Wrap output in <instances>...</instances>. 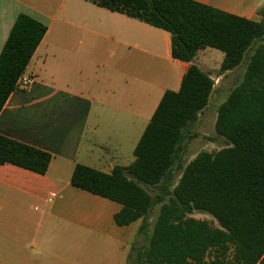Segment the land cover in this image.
<instances>
[{
    "label": "crops",
    "instance_id": "crops-1",
    "mask_svg": "<svg viewBox=\"0 0 264 264\" xmlns=\"http://www.w3.org/2000/svg\"><path fill=\"white\" fill-rule=\"evenodd\" d=\"M193 1L253 21L264 10V0ZM21 13L47 33L23 73L32 83L17 87L0 112V135L52 159L45 174L0 165V264H85L86 245L120 252L88 264H128L142 220L118 226L122 205L71 178L78 164L111 174L134 163L162 98L181 89L192 63L173 57L169 32L92 0H0V54ZM206 49L195 62L215 80L211 103L232 71L215 77Z\"/></svg>",
    "mask_w": 264,
    "mask_h": 264
},
{
    "label": "trees",
    "instance_id": "trees-1",
    "mask_svg": "<svg viewBox=\"0 0 264 264\" xmlns=\"http://www.w3.org/2000/svg\"><path fill=\"white\" fill-rule=\"evenodd\" d=\"M171 34L172 55L190 62L181 89L162 98L129 167L111 174L76 165L71 184L122 205L118 226L142 220L148 244L135 264H264V10L253 21L193 0H92ZM47 33V26L21 13L0 54V112ZM205 48L224 53L221 75L248 59L242 80L217 111L216 133L227 146L179 163L187 132L209 105L215 80L195 62ZM47 152L0 135V165L45 174ZM180 172V175H179ZM147 187H157L154 197ZM206 212L214 227L192 217ZM214 258L209 259V252Z\"/></svg>",
    "mask_w": 264,
    "mask_h": 264
},
{
    "label": "rangeland",
    "instance_id": "rangeland-1",
    "mask_svg": "<svg viewBox=\"0 0 264 264\" xmlns=\"http://www.w3.org/2000/svg\"><path fill=\"white\" fill-rule=\"evenodd\" d=\"M250 55L251 52L248 54L247 59L242 63L240 67L234 69L224 78L223 81H221L220 91H218L217 97H214L211 101L209 105L210 107L206 110L205 115H203L202 119L200 117V120L195 125L190 127L189 131L187 132V140L185 142L184 149L180 154L179 163L185 166L203 151L216 153L220 149L227 146L225 139L219 136L215 130L217 111L219 106L227 100L232 89L242 80ZM202 58L204 63L214 71L213 73L215 74V77L220 75L221 66L224 59V53L222 51L214 48H207L206 51H204V53L202 54ZM147 189L152 193L154 197L158 193L157 187H147ZM159 210L160 205H156L151 213L149 222L150 225L148 227V230L144 234L139 233L138 237H136L137 235L132 236V241H134L135 244H133L130 250L128 264H135V258L138 248H140L141 246H146L148 244ZM192 217L199 220H205L214 227L219 226L216 218L209 213L194 212ZM82 254L85 257V264L90 263L93 257H98L100 260H109L113 256L114 258H118L120 256V252L116 248H102L98 246L93 247L90 245H86L85 248L82 249ZM215 254L216 252L214 251L209 252L208 258H214Z\"/></svg>",
    "mask_w": 264,
    "mask_h": 264
},
{
    "label": "built area",
    "instance_id": "built-area-1",
    "mask_svg": "<svg viewBox=\"0 0 264 264\" xmlns=\"http://www.w3.org/2000/svg\"><path fill=\"white\" fill-rule=\"evenodd\" d=\"M32 83L31 78L24 77L23 75L20 76L18 82H17V87H22V86H27ZM57 197V193H52L50 194L49 200H53Z\"/></svg>",
    "mask_w": 264,
    "mask_h": 264
}]
</instances>
